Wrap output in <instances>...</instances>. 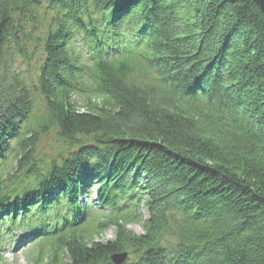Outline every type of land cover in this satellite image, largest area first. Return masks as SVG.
<instances>
[{
	"label": "trees",
	"instance_id": "16d2710c",
	"mask_svg": "<svg viewBox=\"0 0 264 264\" xmlns=\"http://www.w3.org/2000/svg\"><path fill=\"white\" fill-rule=\"evenodd\" d=\"M21 227L33 264H264L256 2L0 0V237Z\"/></svg>",
	"mask_w": 264,
	"mask_h": 264
},
{
	"label": "rangeland",
	"instance_id": "374dc122",
	"mask_svg": "<svg viewBox=\"0 0 264 264\" xmlns=\"http://www.w3.org/2000/svg\"><path fill=\"white\" fill-rule=\"evenodd\" d=\"M54 147H55V141H54V138L52 137L50 139V141L45 146H43V149L45 148L46 152H51L54 150ZM97 188H98L97 185H94L92 197H94L93 195L96 192ZM129 227L135 231L142 232V229L139 225L132 224ZM114 235H115V229L113 227H109L107 230H105L104 240L113 238ZM10 247L8 245H6L4 247L5 249L1 250L6 264H33V262L31 263V260H32L31 257H28V258L26 257V259H25V256H24V253L22 250L21 251L19 250L18 253L11 254L12 251L10 252V250H11ZM46 249H47V247L44 248V250H46Z\"/></svg>",
	"mask_w": 264,
	"mask_h": 264
},
{
	"label": "water",
	"instance_id": "95a60500",
	"mask_svg": "<svg viewBox=\"0 0 264 264\" xmlns=\"http://www.w3.org/2000/svg\"><path fill=\"white\" fill-rule=\"evenodd\" d=\"M259 6L261 11L264 13V0H253ZM126 253H117L112 256V260L115 264H122L123 260L126 257Z\"/></svg>",
	"mask_w": 264,
	"mask_h": 264
},
{
	"label": "bare ground",
	"instance_id": "6f19581e",
	"mask_svg": "<svg viewBox=\"0 0 264 264\" xmlns=\"http://www.w3.org/2000/svg\"><path fill=\"white\" fill-rule=\"evenodd\" d=\"M107 47H108V46H103L102 48L104 49V48H107ZM91 189H92V188H91ZM69 216H70V215H69ZM65 217H66L67 219L70 218V217H68L67 214H66ZM55 221H56L57 223H60V222H61V220H59V219H56ZM36 238H37V237H34L33 240L36 239ZM12 244H13V243L9 242V245L11 246L10 248H13V247H12V246H13Z\"/></svg>",
	"mask_w": 264,
	"mask_h": 264
}]
</instances>
